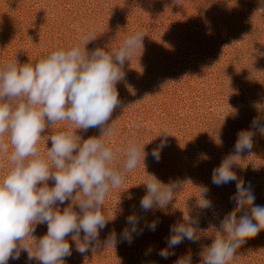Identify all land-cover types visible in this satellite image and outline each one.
I'll list each match as a JSON object with an SVG mask.
<instances>
[{"label": "rangeland", "instance_id": "rangeland-1", "mask_svg": "<svg viewBox=\"0 0 264 264\" xmlns=\"http://www.w3.org/2000/svg\"><path fill=\"white\" fill-rule=\"evenodd\" d=\"M137 31L144 34L143 47L125 62V78L116 85L122 105L105 126L114 127L115 134L101 139L121 149L135 140L149 154L108 193L104 214L111 219L115 213L116 218L100 240L113 228L119 235L133 211L141 226L157 218L160 223L155 232L145 229L134 237L131 245L101 244L83 255L66 238L73 252L64 264H174L189 251L192 264H201L199 253L211 245L220 219L233 209L229 198L236 191L234 183L213 185L212 170L233 150L239 130L247 129L253 117L264 120V0H0V67L15 59L34 65L55 50L83 47L88 34L94 39L86 50L100 47L111 53ZM68 127V122L46 127L38 147L50 148L48 137ZM77 135L99 138L102 132L77 130ZM165 136L168 146L157 163L150 153ZM254 142L253 155L245 154L234 171L246 184L251 182L255 204L264 205V137L257 134ZM124 158L121 151L116 165L122 166ZM9 167L7 157L0 158V179ZM146 174L164 184L185 181L166 210H140ZM48 184L54 186L53 181ZM202 185L209 189L211 209L199 208ZM189 209L199 215L200 241L185 240L175 256L162 259L157 252L166 247L169 227L184 222ZM46 232V225H37L34 235ZM31 250L35 252L34 244ZM9 264H28L27 252ZM30 264L40 262L33 259ZM230 264H264V230L247 239Z\"/></svg>", "mask_w": 264, "mask_h": 264}, {"label": "clouds", "instance_id": "clouds-1", "mask_svg": "<svg viewBox=\"0 0 264 264\" xmlns=\"http://www.w3.org/2000/svg\"><path fill=\"white\" fill-rule=\"evenodd\" d=\"M143 37V32L137 31L111 53L100 47L89 52L85 46L94 38L88 34L82 38L83 47L77 44L68 50H55L34 65H20L15 59L0 67V158L6 156L10 165L0 179V264L19 260L22 252H27L28 264L33 259L40 264H64L73 252L66 238L70 237L75 251L83 255L95 252L101 244L113 248L121 242L131 245L145 229L156 231L158 218L145 220L141 226V217L133 211L126 216L119 235L113 228L100 240V233L116 218L115 213L111 219L104 214L108 193L119 188L127 174L149 154L145 145L141 147L135 140L121 149L101 139L106 133L115 134L114 127L105 126L113 111L122 105L116 85L125 78V62H130L137 49L143 47ZM61 122H68L70 127L51 134V147L42 151L38 147L44 138L42 133L46 127ZM94 128L101 130L99 138L82 139L77 135V130ZM257 134L264 137V120L253 117L247 129L237 132L233 150L212 170L213 185L234 183L236 191L229 198L233 209L220 219L211 245L199 253L201 264H230L237 249L264 230V205L255 204L251 182L246 184L234 171L245 154L253 155ZM167 146L165 136L151 151L157 163ZM121 151L125 158L122 166H117ZM146 175V194L140 199V210H166L185 181L164 184L155 175ZM49 181L54 186L49 187ZM199 190V208L211 209L208 187L202 185ZM192 211L184 215V222L177 221L169 227L166 247L157 252L162 259L175 256V248L185 240L200 241L199 215H191ZM37 225L47 226L46 234L39 238L34 235ZM33 244L35 252L31 250ZM174 264H192L191 252Z\"/></svg>", "mask_w": 264, "mask_h": 264}]
</instances>
